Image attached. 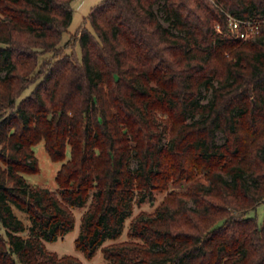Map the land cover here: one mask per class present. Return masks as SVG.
Returning <instances> with one entry per match:
<instances>
[{
    "label": "trees",
    "instance_id": "1",
    "mask_svg": "<svg viewBox=\"0 0 264 264\" xmlns=\"http://www.w3.org/2000/svg\"><path fill=\"white\" fill-rule=\"evenodd\" d=\"M72 1L0 0V264H84L44 241L87 205L75 242L93 257L172 169L207 181L139 212L97 264H264L249 214L264 201V0H101L73 33L81 57L62 44ZM229 15L258 31L227 35ZM41 140L62 161L56 189L25 176Z\"/></svg>",
    "mask_w": 264,
    "mask_h": 264
},
{
    "label": "rangeland",
    "instance_id": "2",
    "mask_svg": "<svg viewBox=\"0 0 264 264\" xmlns=\"http://www.w3.org/2000/svg\"><path fill=\"white\" fill-rule=\"evenodd\" d=\"M101 0H73L72 1V7H73V17L70 22V25L68 26V29L63 33V39L62 44L65 43L67 40L69 41V47L66 48V51L70 52L73 51V49H76V53L79 57L82 55V49L80 42L77 41L75 45V41L72 39L74 37L73 33H76L80 26L84 23L85 17L89 14L92 7L100 2ZM155 9L160 16L161 20L165 25H169V21H167L164 17V14L161 10L160 4L155 5ZM86 26L91 29L90 22H86ZM221 26L219 23H217V28ZM225 33L229 36H235L233 31L230 30L228 27L225 30ZM52 55V52H46L45 54L40 55L39 62L41 63L43 60V57H50ZM34 85H31L30 87L26 88L22 94V97L30 93V91L33 89ZM212 96V91L208 90L206 88L203 89V96L202 101H207ZM21 98V97H20ZM161 116H164L165 118H169L168 113L161 112ZM218 141L222 142L224 140V136L222 132H218ZM35 155L37 156L40 170L36 172H29L25 173V176L29 183L32 185H38L42 187H48L50 189H56L57 188V182H56V174L58 169L60 168L62 161L61 160H53L46 147L44 140L39 141L37 144L33 146ZM136 159L132 160V165L136 166ZM194 175H190L188 172L183 171V173H180L178 170L174 172L175 170L172 169V174L169 178L164 179L160 182V185L158 188H156L153 191L154 198L151 199L149 196H146L143 198V200L139 201L138 198L140 197V194H137L134 203H133V212L132 214L126 218L125 220V227L123 230V233L120 237L117 239H107L103 245H108L110 243L121 241L128 239V229L131 224V221L133 218L141 211H147V212H155L157 207L162 204L163 202L167 200H174L177 199V196H183L186 191L191 187L194 181L201 180L206 182L207 181V175L206 172L203 170L195 169ZM190 203H192L190 201ZM87 209V205L83 207H74L73 211L76 217L75 226L74 228L67 232L65 235L59 236L56 240L49 241L45 240V246L48 250L56 251L59 255L63 254H73L78 256L84 264H97L102 263L105 261L102 247L98 248L96 253L93 255V257L89 258L85 255V253L78 249L76 247V238L80 232L81 227V219L82 215ZM14 212L26 223V225H30L31 221L27 214V212L14 207ZM250 215H254L257 217L258 221L261 223L264 220V201L260 202L255 208L249 210ZM205 222V221H204ZM202 222V223H204ZM23 235H28V229L23 231Z\"/></svg>",
    "mask_w": 264,
    "mask_h": 264
},
{
    "label": "built area",
    "instance_id": "3",
    "mask_svg": "<svg viewBox=\"0 0 264 264\" xmlns=\"http://www.w3.org/2000/svg\"><path fill=\"white\" fill-rule=\"evenodd\" d=\"M229 28L235 36L247 38L259 29V21L229 15Z\"/></svg>",
    "mask_w": 264,
    "mask_h": 264
}]
</instances>
